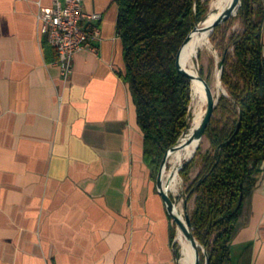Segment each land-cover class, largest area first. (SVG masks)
Segmentation results:
<instances>
[{"label": "crops", "instance_id": "crops-1", "mask_svg": "<svg viewBox=\"0 0 264 264\" xmlns=\"http://www.w3.org/2000/svg\"><path fill=\"white\" fill-rule=\"evenodd\" d=\"M39 2L51 0H0V264H181L120 76L116 1L82 0L102 15L100 40L67 77ZM260 42L264 59V12ZM259 168L230 264H264V159Z\"/></svg>", "mask_w": 264, "mask_h": 264}, {"label": "trees", "instance_id": "trees-1", "mask_svg": "<svg viewBox=\"0 0 264 264\" xmlns=\"http://www.w3.org/2000/svg\"><path fill=\"white\" fill-rule=\"evenodd\" d=\"M115 1L124 61L120 76L143 134V159L156 177L165 151L190 122V79L177 69L175 56L188 33L205 18L211 0ZM263 3L241 0L237 13L209 35L222 59L220 79L226 94L219 95L204 132L209 149L202 154L197 149L179 170L189 180L184 193L193 204L188 213L191 230L206 250L207 264H230L232 240L244 222L264 159ZM195 163L198 170L190 180ZM204 258L200 252V264Z\"/></svg>", "mask_w": 264, "mask_h": 264}, {"label": "bare ground", "instance_id": "bare-ground-1", "mask_svg": "<svg viewBox=\"0 0 264 264\" xmlns=\"http://www.w3.org/2000/svg\"><path fill=\"white\" fill-rule=\"evenodd\" d=\"M228 2L229 0L210 1V10L208 9L205 18L202 19L197 24V28L191 32L190 39L182 50L181 62L195 76L190 80L191 106L189 127L186 131V135L180 139L181 144L169 152L167 162L170 163V166L168 170L167 167L164 170V179L169 176V187L174 190L177 189V184L179 181V175L176 171V167L186 158L193 157L197 149L202 146V142L204 140V135L200 139L193 137L188 140V138L193 134L197 125L200 123L206 104V86L203 80L198 77L199 71L196 67V58L198 57L199 50L210 48V24L218 17L220 12L227 6ZM208 85L213 93H215L221 87L218 78V71L214 75L213 79L214 88L209 83ZM180 218L185 224L184 215L181 210ZM178 240L183 246L182 251L184 256L181 259V263L190 264L193 260V249L190 245V241L185 237L184 233L180 229H178Z\"/></svg>", "mask_w": 264, "mask_h": 264}, {"label": "built area", "instance_id": "built-area-1", "mask_svg": "<svg viewBox=\"0 0 264 264\" xmlns=\"http://www.w3.org/2000/svg\"><path fill=\"white\" fill-rule=\"evenodd\" d=\"M36 18L41 34L56 51L55 61L62 76L72 72L76 52L97 51L102 15L85 10L82 0H51L47 5L39 2Z\"/></svg>", "mask_w": 264, "mask_h": 264}, {"label": "water", "instance_id": "water-1", "mask_svg": "<svg viewBox=\"0 0 264 264\" xmlns=\"http://www.w3.org/2000/svg\"><path fill=\"white\" fill-rule=\"evenodd\" d=\"M240 4H241V0H229L227 6L220 12L218 17L216 19H214V21H212V23L210 24L211 32L213 31V29L216 25L225 21L229 17L235 15L237 13L238 8L240 7ZM196 28H197V24L193 27V29L185 37L183 43L179 47V49L176 53V56H175V65H176L177 69L182 74L186 75L190 80L195 75L192 72H190V70L187 67H185V65L182 64L181 54H182V50H183L184 46L188 43V41L190 39L191 32L193 30H195ZM221 73H222V59H219L218 60V78H219L220 82H221V79H220ZM198 77L201 80H203V82L206 86V104H205V110H204L203 117H202L200 123L195 128L193 134L188 138V140H190L193 137L200 139L204 135L205 129L207 128V126L210 123V120H211V117L213 115L214 108H215L216 103L218 101L219 95L221 93L226 94V90H224L221 87L217 90V93L214 94L213 91L211 90V88L209 87L207 81L201 76V74H199ZM259 86H260V91H262L261 72H259ZM190 88H191V86H190ZM190 98H191V92H190ZM186 131L187 130L182 131L181 136L177 139L176 143L171 145L165 151V153L161 159L159 169H158V173H157V177H156V183H157L159 194L161 195L162 200L164 201V203L166 205V209H167L169 215L171 216L172 220L176 224L177 238H178V229H180L184 233L185 237L190 241V245L192 246V249H193V260L190 264H200V252H202L205 255L204 264H207L208 259H207V255H206V250L196 240V238L194 237V235L192 233L189 215L187 213L185 214V216H184L185 224H184L180 218V209L177 207V205L175 203V199L169 193V190L171 189L169 187L170 178L168 176L167 178L164 179V170H165L166 165H167V158H168L169 152L181 144L180 139L184 135H186V133H187ZM191 158L192 157L186 158L181 163H179V165L176 167L177 173H179V170L181 169L183 164L188 162ZM165 180H166V182H165ZM179 245H180V250H179L180 251V258H179V260L181 262V259L184 255H183V251H182L183 246H182L180 241H179Z\"/></svg>", "mask_w": 264, "mask_h": 264}, {"label": "rangeland", "instance_id": "rangeland-1", "mask_svg": "<svg viewBox=\"0 0 264 264\" xmlns=\"http://www.w3.org/2000/svg\"><path fill=\"white\" fill-rule=\"evenodd\" d=\"M209 10H210V2H209ZM237 26V22H235L234 27ZM211 34V33H210ZM210 40V39H209ZM218 60H219V54L217 50L214 48L213 44L210 41V48H205L199 50L198 57L196 58V67L199 71V74L209 83L213 88V79L214 75L218 71ZM221 88L225 89V86L220 82ZM221 92V91H220ZM217 91L214 93L216 94ZM190 106H191V101L189 104V112H190ZM181 136V134H180ZM179 136V137H180ZM199 153L205 152L207 149H209V141L204 135V140L202 142V146L199 148ZM170 163L167 162V170L169 169ZM198 170V165L195 163L189 172V179L191 180L194 175L196 174ZM179 175V181L177 184V189H173L174 193V198H175V203L177 207L182 211L183 215L190 213L192 209V199L191 200H186L184 189L188 185L189 180H184V178L178 173ZM179 241V240H178ZM179 243V242H178ZM180 248V245H179Z\"/></svg>", "mask_w": 264, "mask_h": 264}]
</instances>
